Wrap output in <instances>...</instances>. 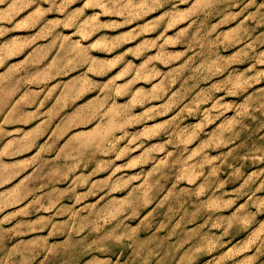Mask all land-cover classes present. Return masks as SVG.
Listing matches in <instances>:
<instances>
[{
    "label": "rangeland",
    "instance_id": "rangeland-1",
    "mask_svg": "<svg viewBox=\"0 0 264 264\" xmlns=\"http://www.w3.org/2000/svg\"><path fill=\"white\" fill-rule=\"evenodd\" d=\"M0 264H264V0H3Z\"/></svg>",
    "mask_w": 264,
    "mask_h": 264
},
{
    "label": "snow or ice",
    "instance_id": "snow-or-ice-1",
    "mask_svg": "<svg viewBox=\"0 0 264 264\" xmlns=\"http://www.w3.org/2000/svg\"><path fill=\"white\" fill-rule=\"evenodd\" d=\"M0 3H3V0H0Z\"/></svg>",
    "mask_w": 264,
    "mask_h": 264
}]
</instances>
